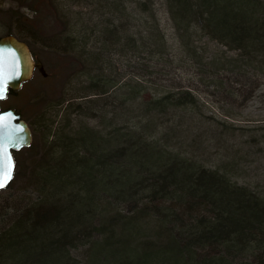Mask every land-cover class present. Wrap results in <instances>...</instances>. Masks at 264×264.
<instances>
[{
	"label": "trees",
	"instance_id": "16d2710c",
	"mask_svg": "<svg viewBox=\"0 0 264 264\" xmlns=\"http://www.w3.org/2000/svg\"><path fill=\"white\" fill-rule=\"evenodd\" d=\"M95 1L101 11L93 23L77 13L79 23L69 24L71 32L63 29L45 37L47 47L77 57L70 65H78L77 75L93 78L65 100L54 117L60 111L63 117L76 112L88 119L94 116L90 109L104 115L121 112L127 96L116 105L108 94L116 87L128 88L124 94H133L147 110L134 125L150 133L160 127L151 112L197 103L196 95L182 85H161L162 90L145 99L146 85L132 86L119 75L102 76L105 67L115 66L111 53L146 54L152 63H178L182 68L190 61L215 84L216 67L230 62L207 49V37L237 49L239 53L228 58L233 63L264 69V0H161L177 52L169 50L151 0H133L141 9L137 19L143 31L137 35L128 32L131 21L124 25L122 14L119 26L111 18H99L107 7L112 13L111 0ZM96 79L108 83L97 89ZM71 105L79 109L72 111ZM53 123L48 119L44 128L47 147L31 180L30 199L0 214V264H77L71 250L81 246L87 247L86 264H264V199L258 194L217 168L187 157H166L153 137H124L118 146L113 131L102 136L83 122L82 133L72 136L69 124ZM34 142L26 149L34 148ZM107 211L113 214H102ZM147 219L153 220L158 239L136 241Z\"/></svg>",
	"mask_w": 264,
	"mask_h": 264
},
{
	"label": "rangeland",
	"instance_id": "374dc122",
	"mask_svg": "<svg viewBox=\"0 0 264 264\" xmlns=\"http://www.w3.org/2000/svg\"><path fill=\"white\" fill-rule=\"evenodd\" d=\"M111 1L109 5L112 13L107 7L106 10H102L103 18L102 15L99 18H111L114 25L119 26L122 14L124 25L131 21L128 29L130 34L137 35L138 31H143L139 26L141 20L137 19L141 9L133 0V2L123 0V7L122 4L119 5L121 0ZM150 2L151 11L159 19V27L165 33L169 50L173 48L177 52V45L170 34V20L164 4L161 0ZM97 3L95 0H0V37L11 34L27 42L33 55L42 61L49 74L44 77L36 70L32 77L22 84L16 95H8L0 101L3 109L13 108L28 123L32 133L31 145L35 141L34 148L24 147L14 152L15 177L6 187L0 189V214L6 208L25 204L30 199V193L34 189L31 180L39 159L45 155L44 148L47 147L44 146L47 140L43 134L44 128L46 129L45 125H48V119L51 118L54 119L55 125L62 122L69 124L72 136L82 133L83 122L87 123L89 129H96L102 136H107L113 131L117 135L118 146L121 145V141H125L124 137L131 139L130 136H133L136 141L142 136L146 140L153 137L163 146L158 150L165 153L166 157H187L211 169L217 168L238 185L264 199V69L240 66V62L233 63L235 60L228 58L236 56L239 51L218 40L203 38L207 49L216 51V54H224L227 58L225 62H230L216 67L215 84L208 83V80L204 79L207 73L200 65L190 61L189 65L186 64L182 68L178 63L162 62L159 65L153 61L154 65L146 54L143 57L137 54L135 56L131 52L109 54L115 66L112 69L105 67V74L102 76L118 79L119 75L122 81H129L132 86L136 83L146 85L148 88L143 93L145 99H150L156 89L162 90L161 85L167 88L182 85L196 95L198 99L196 104H189L185 108L166 105L159 111L151 112L160 126L156 131L140 132L134 125L138 117L147 110L145 107L142 108L139 99L134 98L133 94H130V97L129 94H124L128 88L124 90L116 87L108 94L109 99L114 100L116 105L127 96L121 102L123 106L120 108L121 112H108L104 115L100 110L96 112L89 108L88 113L94 115L91 119L84 113L80 114L83 116H79L76 112L63 117L64 113L61 116L60 111L57 117L53 116L57 110L64 109L62 104L66 102L65 100L76 92L80 93L79 89L92 83L93 78L77 75L78 65H72L73 68L70 66L71 60L76 62L77 57L75 55L72 57L71 52H60L55 47H47L45 37L63 33V29L71 32L70 25L78 22L77 13L90 19V22L95 21L97 18L95 13L99 14L101 11ZM125 7L127 12L123 13ZM118 31L122 33V30ZM178 56L175 57L178 59ZM140 61L144 67L140 65ZM93 65L92 73L97 69ZM104 81L107 85L106 79H96L94 87L97 89L100 86L105 87ZM156 83L159 87H155ZM70 109L75 111L79 108L71 105ZM110 145L111 148L114 147L113 144ZM103 146L109 148L107 144ZM112 212L109 213L113 214ZM109 213L107 211L102 214ZM152 222L153 220H145V226L135 235L136 241L158 239L152 232L154 230ZM86 249V246H81L71 250L77 264H86L88 260L85 258Z\"/></svg>",
	"mask_w": 264,
	"mask_h": 264
},
{
	"label": "water",
	"instance_id": "95a60500",
	"mask_svg": "<svg viewBox=\"0 0 264 264\" xmlns=\"http://www.w3.org/2000/svg\"><path fill=\"white\" fill-rule=\"evenodd\" d=\"M34 68L46 75L39 58L34 57L26 42L14 35L7 34L0 37V100L7 94L16 95L21 84L30 79ZM0 116L7 121V132L4 143L13 158V151L28 147L32 142V133L27 122L13 108L0 109ZM15 165V162H14ZM14 167L12 169L11 178ZM7 181L4 187L8 185ZM0 187V189L4 188Z\"/></svg>",
	"mask_w": 264,
	"mask_h": 264
},
{
	"label": "snow or ice",
	"instance_id": "6c2138e0",
	"mask_svg": "<svg viewBox=\"0 0 264 264\" xmlns=\"http://www.w3.org/2000/svg\"><path fill=\"white\" fill-rule=\"evenodd\" d=\"M7 121L4 116H0V187H4L11 179L12 169L14 167L13 158L8 151V145L4 143L7 132Z\"/></svg>",
	"mask_w": 264,
	"mask_h": 264
},
{
	"label": "flooded vegetation",
	"instance_id": "af4514ba",
	"mask_svg": "<svg viewBox=\"0 0 264 264\" xmlns=\"http://www.w3.org/2000/svg\"><path fill=\"white\" fill-rule=\"evenodd\" d=\"M33 56H34V55H33ZM34 57H36V56H34ZM37 58H38V57H37ZM42 64H43V63H42ZM43 66H44V65H43ZM36 70L38 71V69L34 68L33 74H34V72H35ZM38 72H39V71H38ZM39 73H40V72H39ZM40 74H41L42 76H44V77L47 76V73H46V75H43L42 73H40Z\"/></svg>",
	"mask_w": 264,
	"mask_h": 264
}]
</instances>
